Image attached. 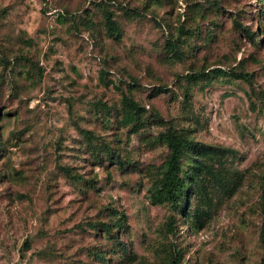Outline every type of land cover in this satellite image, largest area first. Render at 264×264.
<instances>
[{"label": "rangeland", "instance_id": "374dc122", "mask_svg": "<svg viewBox=\"0 0 264 264\" xmlns=\"http://www.w3.org/2000/svg\"><path fill=\"white\" fill-rule=\"evenodd\" d=\"M216 67L250 80L185 77ZM124 94L146 110L139 133ZM170 127L231 149L238 188L185 214L152 204ZM263 176L264 0H0V264H260Z\"/></svg>", "mask_w": 264, "mask_h": 264}, {"label": "trees", "instance_id": "16d2710c", "mask_svg": "<svg viewBox=\"0 0 264 264\" xmlns=\"http://www.w3.org/2000/svg\"><path fill=\"white\" fill-rule=\"evenodd\" d=\"M105 27L111 36L118 40L121 39V27L109 10L105 11ZM168 46L170 50L177 51V45L174 41H168ZM223 76H230L245 81L250 80L249 75L246 73L226 71L220 67L210 70L203 69L199 72L189 73L185 77L189 82L197 84L203 80ZM165 90H167V87H158L154 90L153 95H158L165 92ZM122 105L123 117L120 120V124L124 127H130V132L132 133H139L147 125L145 108L127 94L123 95ZM154 142L166 145L169 149V154L163 165L153 172L152 186L150 188L152 204H170L185 214L186 205L194 196L199 197L203 203H207L208 199H210V192L217 188L229 193L234 192L238 188V185L230 182L223 174L226 169L228 155L232 151L231 149L196 141L175 127H170L157 135ZM186 163L187 166L185 165ZM194 211L195 224L201 228L204 225L203 220L210 217L209 211L200 205H196ZM126 219L124 213L117 211L115 226L118 228L124 227ZM172 221L169 222L168 226L170 232L174 233L175 228L172 225ZM261 241L264 248V227ZM178 259L179 253L176 251L171 252L170 264H177ZM260 264H264V254Z\"/></svg>", "mask_w": 264, "mask_h": 264}]
</instances>
